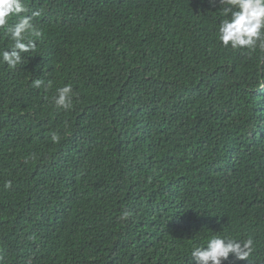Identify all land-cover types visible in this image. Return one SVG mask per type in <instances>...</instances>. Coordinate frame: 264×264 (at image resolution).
<instances>
[{
  "label": "trees",
  "instance_id": "16d2710c",
  "mask_svg": "<svg viewBox=\"0 0 264 264\" xmlns=\"http://www.w3.org/2000/svg\"><path fill=\"white\" fill-rule=\"evenodd\" d=\"M24 4L41 35L0 63V264H194L214 235L254 240L222 264H264V50L218 44V0Z\"/></svg>",
  "mask_w": 264,
  "mask_h": 264
},
{
  "label": "clouds",
  "instance_id": "9594fccd",
  "mask_svg": "<svg viewBox=\"0 0 264 264\" xmlns=\"http://www.w3.org/2000/svg\"><path fill=\"white\" fill-rule=\"evenodd\" d=\"M215 2V0H212ZM220 15L223 17L217 26L218 44L234 50H264V0H218ZM28 9L24 0H0V30L7 36L10 44L0 48V63L15 69L24 61V54L35 50L36 44L32 36L39 37L33 18L40 15L34 11L27 15ZM15 20V23L11 21ZM42 79L33 81L37 88L50 86ZM264 86V80L261 88ZM73 90L65 85L56 90L54 104L57 108L68 110L72 107ZM53 142L59 137L52 135ZM258 184V183H255ZM254 251V240L236 239L214 235L204 245H193L191 258L194 264H222L233 255L238 260H247Z\"/></svg>",
  "mask_w": 264,
  "mask_h": 264
}]
</instances>
